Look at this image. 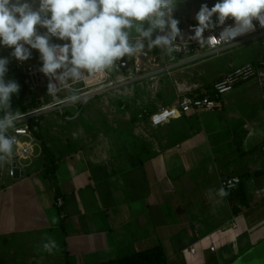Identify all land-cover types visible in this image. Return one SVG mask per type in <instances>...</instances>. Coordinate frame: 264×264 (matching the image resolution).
<instances>
[{"label":"crops","instance_id":"obj_1","mask_svg":"<svg viewBox=\"0 0 264 264\" xmlns=\"http://www.w3.org/2000/svg\"><path fill=\"white\" fill-rule=\"evenodd\" d=\"M248 63L264 75V38L176 70L155 94L143 85L92 101L75 120L59 115L76 122L72 136L48 142L40 130L54 174L36 138L34 156L18 163L14 179L9 162L0 167V264H108L156 247L167 264H229L261 242L262 81L236 87L212 111H191L159 128L149 120ZM83 115L89 122L77 123ZM230 177L241 184L221 198ZM46 237L59 250L43 251Z\"/></svg>","mask_w":264,"mask_h":264},{"label":"clouds","instance_id":"obj_2","mask_svg":"<svg viewBox=\"0 0 264 264\" xmlns=\"http://www.w3.org/2000/svg\"><path fill=\"white\" fill-rule=\"evenodd\" d=\"M176 4L177 0H0V47L11 49L10 57L20 62L37 50L39 71L49 81L48 94L70 90L69 98L76 100L72 85L106 74L125 58L143 55L146 49L168 56L185 50L179 20L173 17ZM229 18L234 24L225 27ZM195 20L198 24L188 40L197 41L200 48L233 42L255 30L254 20L264 28V0H217L211 8L201 4ZM217 27H222L218 38H204L206 30ZM9 63L8 57H0V167L14 155L17 137L12 130L23 115L11 103L20 85L5 79ZM227 195L219 190L221 198ZM51 222L58 223V218L53 216ZM40 247L48 254L59 250L52 237Z\"/></svg>","mask_w":264,"mask_h":264},{"label":"built area","instance_id":"obj_3","mask_svg":"<svg viewBox=\"0 0 264 264\" xmlns=\"http://www.w3.org/2000/svg\"><path fill=\"white\" fill-rule=\"evenodd\" d=\"M216 18H213L215 21ZM178 27L187 42L185 50L173 53L172 56L165 55L159 49H153L146 53L131 59L125 58L124 62L117 67L106 72V74L90 79L87 82H78L72 85L78 99L72 100L69 97L73 95L70 90H62L55 96L49 95L47 92L48 78L39 71L41 62L39 61V52L32 50V57L20 62L12 58L14 62V70L21 73L25 79V84L29 91L34 95L36 107L21 112L22 119L16 124V128L12 130V134L17 137V145L15 146V154L9 161L11 169L8 172L10 178H15L20 173L18 163L27 162L32 159L36 151V142L31 125L37 131L42 118L57 113L64 117L65 120L72 121L79 117L81 109L92 101L106 97L114 93H122L123 91H133L134 89L146 86L154 94L157 92L158 85L163 77H173L176 70H182L185 66L194 63H201L206 60L223 56L235 47L252 41L253 39L264 38V28L260 27L258 21H253L255 30L244 35L238 36L233 42H221L215 45H207L200 48L195 40H188L189 36L194 35L192 28L197 26L198 22L190 17H179ZM234 21L229 18L225 22V27L233 25ZM222 27H217L211 31H205L203 36L207 39L209 36L219 37ZM162 34V33H161ZM260 37V38H258ZM55 43H63L62 41H53ZM177 43H181L177 38ZM9 52L11 49L6 48ZM260 80L264 86V75L260 71V67L253 63H248L242 67L232 69L221 80L213 83L210 90L202 95H189L183 97L179 104L175 107L160 108L150 117V124L153 128H159L167 125L172 120L180 119L183 115L189 114L191 111H212L218 108V99L231 93L234 89L242 84L253 80ZM68 109H74L75 114L67 115ZM264 159V144L261 147ZM4 166V165H3ZM1 170H4V167ZM241 184L238 177L226 178L222 181L221 186L224 191L236 189ZM58 208L63 206V202L59 199L56 203ZM211 251H215L212 247ZM191 254H195V249H190Z\"/></svg>","mask_w":264,"mask_h":264},{"label":"rangeland","instance_id":"obj_4","mask_svg":"<svg viewBox=\"0 0 264 264\" xmlns=\"http://www.w3.org/2000/svg\"><path fill=\"white\" fill-rule=\"evenodd\" d=\"M217 2V0H177L176 7L173 11V17L175 19H178L179 17H191L195 19L196 13L199 11L201 4H207L210 8ZM215 18V16L213 17ZM260 38V37H258ZM254 42H259L257 39H253ZM261 44V43H260ZM0 57H8L10 60V63L8 65V72L6 73L5 79L6 80H15L16 75L12 71L11 66V57L10 53L5 47H0ZM88 118L83 115L79 122L77 123H87ZM89 122V121H88ZM76 123V122H74ZM74 123H68L64 121L61 116L57 113H52L51 115L45 116L42 118L41 125L39 127V133L41 135V131L44 133L45 140L49 142V140L58 141L61 140V138L65 135L72 136V133L76 130ZM86 127H84L85 129ZM39 145L41 147V143L39 142ZM8 168V164L6 165ZM238 258V257H237ZM236 258V259H237ZM232 263V262H231ZM229 263V264H231Z\"/></svg>","mask_w":264,"mask_h":264},{"label":"trees","instance_id":"obj_5","mask_svg":"<svg viewBox=\"0 0 264 264\" xmlns=\"http://www.w3.org/2000/svg\"><path fill=\"white\" fill-rule=\"evenodd\" d=\"M12 60V57H11ZM12 71L15 73L16 78L15 81L19 83L20 90L17 95L12 96V106L13 110H19L20 112H25L29 109L36 107L34 95L25 84V79L21 73H17L14 70V62H11ZM31 130L34 133L35 138L41 143L42 151L45 156L46 164H48V173L54 174L56 163L54 160V156L49 149V147L44 142L42 136L39 131H36L34 126L31 125ZM234 212L236 214H240L241 210L238 207H234ZM108 264H167L162 248L156 247L151 250H147L145 252L139 253L133 257L126 258L119 261H114Z\"/></svg>","mask_w":264,"mask_h":264},{"label":"water","instance_id":"obj_6","mask_svg":"<svg viewBox=\"0 0 264 264\" xmlns=\"http://www.w3.org/2000/svg\"><path fill=\"white\" fill-rule=\"evenodd\" d=\"M39 153L38 147L37 154ZM231 264H264V239L241 254Z\"/></svg>","mask_w":264,"mask_h":264}]
</instances>
